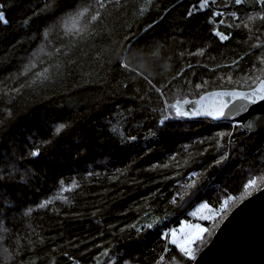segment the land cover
I'll return each instance as SVG.
<instances>
[{"label":"trees","instance_id":"trees-1","mask_svg":"<svg viewBox=\"0 0 264 264\" xmlns=\"http://www.w3.org/2000/svg\"><path fill=\"white\" fill-rule=\"evenodd\" d=\"M83 1L0 0V252L191 264L207 242L187 258L164 234L195 203L264 184V132L178 102L264 77V0H89L84 27L20 71L46 23Z\"/></svg>","mask_w":264,"mask_h":264},{"label":"water","instance_id":"water-1","mask_svg":"<svg viewBox=\"0 0 264 264\" xmlns=\"http://www.w3.org/2000/svg\"><path fill=\"white\" fill-rule=\"evenodd\" d=\"M178 104L193 118L235 121L249 132H264V77L248 88H213ZM191 264H264V184L228 212Z\"/></svg>","mask_w":264,"mask_h":264},{"label":"rangeland","instance_id":"rangeland-1","mask_svg":"<svg viewBox=\"0 0 264 264\" xmlns=\"http://www.w3.org/2000/svg\"><path fill=\"white\" fill-rule=\"evenodd\" d=\"M89 3V0H85L48 21L35 45L23 55L24 57L19 67L20 71L33 65L44 53L50 52L52 47L51 39L54 35L61 32L80 31L85 24L84 21L90 7ZM255 182L256 178L252 179L249 188L238 198H225L217 206L210 205L205 201L195 203L189 210V218L183 219L178 225L168 229L164 236L169 242L175 243L178 247L177 250L184 257H193L199 248L209 241L207 240L208 237L214 233L216 227L228 212L254 190L256 187ZM0 253L3 255V257L0 256V264H8L9 258L7 254L3 251ZM173 261L175 264L180 263L176 259H173ZM105 264L112 263L109 261Z\"/></svg>","mask_w":264,"mask_h":264}]
</instances>
